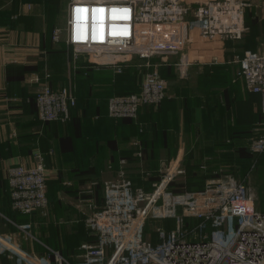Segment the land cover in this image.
<instances>
[{
	"label": "crops",
	"instance_id": "1",
	"mask_svg": "<svg viewBox=\"0 0 264 264\" xmlns=\"http://www.w3.org/2000/svg\"><path fill=\"white\" fill-rule=\"evenodd\" d=\"M203 1L184 0L190 6ZM246 1L252 3L245 13L247 30L241 39L233 41L203 39L199 25L191 23L190 14L187 34L192 41L186 50L195 64L189 68L187 77L180 78L174 66L178 55L153 57L152 63H162L159 70L167 82L165 99L158 105L141 106L135 119H115L108 114L109 92L113 88L127 92L139 90L140 83L134 73H124L139 68L138 57L127 62L122 72L104 64L109 60L107 57L100 58L99 64H89L83 56L73 61L65 30L60 31L59 39L55 38L59 27H66L69 0H0L2 231H11L28 252L44 255L52 250L51 264H57L55 252L75 263L82 257L81 244L96 242L82 213L77 212L84 209L83 201L80 204L74 200L82 187L86 186L93 194V200L87 201L88 209H98L104 202L105 179L116 180L124 174L143 186L145 177L154 180L163 160L169 162L178 157L185 173L172 182L174 191H200L209 179L224 170L233 172L239 179L249 174L247 181L254 175L255 184H262L259 201L256 202L254 195V206L256 210L263 208L264 153L255 157L250 148L255 128L264 119L263 98L247 89L244 79L237 75L234 58L247 50L264 51L261 11L264 0ZM59 4L67 7L66 16L59 15ZM55 63L62 69L59 73L62 77L56 78ZM83 70L92 73L87 81L78 79V72ZM47 73L51 76L47 77ZM33 75H38L40 80L32 82ZM70 82L74 83L77 96L70 120L41 121L37 92L46 84L59 89ZM138 149L145 153L142 161L136 156ZM36 152L45 159L49 171L48 195L49 198L51 193L54 195L50 201L57 213L52 221H46L39 211L25 213L27 217L18 221L21 212L11 205L6 171L11 164L32 165ZM67 210L75 212L70 220L63 217ZM7 219L13 225L5 223ZM185 220L186 224L191 222L189 218ZM25 222L32 224L35 238H22L17 225ZM160 227L172 230L175 221L149 218L144 226L145 238L153 244L159 243ZM0 264L17 263L0 254Z\"/></svg>",
	"mask_w": 264,
	"mask_h": 264
},
{
	"label": "built area",
	"instance_id": "2",
	"mask_svg": "<svg viewBox=\"0 0 264 264\" xmlns=\"http://www.w3.org/2000/svg\"><path fill=\"white\" fill-rule=\"evenodd\" d=\"M251 4L246 0H205L195 6L184 0H69L66 42L73 61L83 56L87 63L99 64L97 58L107 57L103 63L117 72L135 56L147 60L152 70L144 73L140 91L113 95L108 102L110 117L135 119L141 106L158 105L167 95V82L159 70L162 63L152 64L153 57L178 55L174 66L182 79L195 64L186 50L192 41L187 34L190 14L203 39L233 41L247 30L245 13ZM261 11L264 18V3ZM234 62L247 89L262 95L264 112V51L247 50ZM39 80L38 75L31 77L32 82ZM76 103L73 82L59 89L46 84L36 95L43 122L69 121ZM250 148L256 156L264 153V119L255 128ZM34 157L32 165L20 163L7 169L11 205L21 213L45 215L49 171L40 152ZM160 173L151 192L137 188L124 174L107 182L102 211L91 223L96 242L82 243V257L75 263L55 252L57 264H264V212L255 209L249 174L239 179L222 173L200 191L176 192L171 184L185 173L180 158L164 165ZM147 218H172L175 228H158L160 242L153 244L144 235ZM31 228V223L19 226L26 239L34 238ZM0 253L16 256L17 264H51L52 250L44 255L25 252L1 235Z\"/></svg>",
	"mask_w": 264,
	"mask_h": 264
},
{
	"label": "rangeland",
	"instance_id": "3",
	"mask_svg": "<svg viewBox=\"0 0 264 264\" xmlns=\"http://www.w3.org/2000/svg\"><path fill=\"white\" fill-rule=\"evenodd\" d=\"M59 6V15L61 16V15H64V16H66V13H67V10H66V8H62V5L61 4H59L58 5ZM64 26V25H63ZM59 29L60 30H65V26L64 27H59ZM64 33V32H63ZM60 38V37H59ZM58 38V39H59ZM82 57V56H81ZM136 57H138V62H137V64H139V68H140V72H136V74L138 73V75H139V79L137 78V80H139V83H140V87H141V85H142V82H143V79H144V73H146V72H149V70H152V69H150V68H148L147 67V61H144L142 58H140L139 56H136ZM117 58H125V56L124 55H118L117 56ZM98 60L100 59V58H97ZM156 62H153L152 64H155ZM138 68V69H139ZM133 86V84L131 83L130 84V87H132ZM70 117H71V114H70ZM136 156L138 157V158H141V161H142V159H145L146 158V156H145V153H144V151L143 150H137L136 151ZM34 159H35V157H34ZM122 162H125V160L124 161H122ZM170 162V161H169ZM169 162H167V161H165V160H163L162 162H161V164H160V167H159V171L163 168V166L164 165H168L169 164ZM46 163V162H45ZM18 164H20V163H18ZM18 164H11L10 166H12V165H18ZM24 164V163H23ZM182 165V164H181ZM9 166V167H10ZM8 167V168H9ZM183 167V166H182ZM7 168V169H8ZM6 174H7V171H6ZM149 174L150 173H147V175L146 176H149ZM128 177V176H127ZM128 178H130V177H128ZM177 178V177H176ZM131 179V178H130ZM149 179L150 178H148V179H146V177L144 178V182H145V184L142 186V185H139V184H137V188H142V189H144V190H146L147 189V184L149 185ZM249 179H250V176H249ZM249 179H248V188H249V190L251 191V193H252V195H253V197H254V195H255V197H256V202H257V200L259 201V191H260V186L262 185V184H259V185H257V183L255 184V177H254V175H252L251 176V179H250V183H249ZM114 179H105L104 181H103V186L105 187V184L107 183V182H111V181H113ZM117 180V179H116ZM132 180V179H131ZM133 181V180H132ZM48 183H49V179H48ZM67 186H69L70 184H68V183H66V181L64 182ZM95 183H96V181H95ZM134 183V182H133ZM155 183V182H154ZM261 183V182H260ZM99 184H100V182H99ZM93 185V184H92ZM95 185V184H94ZM135 185V184H134ZM136 186V185H135ZM206 186V185H205ZM205 188V187H204ZM48 189H49V185H48V188H47V197H48V210H46V214L45 215H43V216H45V219H46V221H52L53 219H54V216H56L55 214L57 213V210H55L54 208H53V206H52V203H51V201H50V198H49V196H48ZM146 192H151V191H148V190H146ZM258 193V194H257ZM262 193V192H261ZM258 196V197H257ZM10 197H11V193H10ZM63 201H65L66 200V197H65V194H62V198H61ZM93 200V194L92 193H90V191H89V188H87L86 186H84V187H82V189L79 191V193H77V195H75V198H74V200H75V202L76 203H80V201L82 202H84L81 206L84 208V209H82V210H78L77 212H80V213H82L81 215L83 216V219H85V224H86V227L89 229V231L90 232H92V233H94V228H93V226H92V220L93 219H95V217H96V214H98L99 212H101L102 210H101V208L103 207V205L100 207V208H98V209H88V206H89V204H88V202L87 201H89V200ZM255 199V198H254ZM81 204V203H80ZM77 205H79V204H77ZM87 206V208H86V206ZM260 210H264V207L263 208H260ZM65 215H63V217H64V219H68V220H70L73 216H74V214H75V212H72L71 213V211H65ZM1 217V216H0ZM4 218V217H3ZM148 219L149 218H147L146 219V222L148 221ZM64 221V220H63ZM0 222H1V220H0ZM5 223H7L8 225H13L8 219H7V221L5 220ZM27 222H25V223H19L18 225L20 226V225H22V224H26ZM65 224V227H67V225H68V222L67 223H64ZM17 225V226H18ZM19 226H18V228H19ZM45 228H47V225H45ZM20 230V229H19ZM20 232H21V236H22V238L23 239H26L25 237H26V234L24 233V232H22L21 230H20ZM30 233H31V235L35 238L36 237V235L34 234V232H33V228H31L30 229ZM0 235L1 236H3V237H9V238H11L12 240H13V242L15 243V245L18 247V248H20V249H22V250H24L25 252L27 251L26 249H24L23 247H22V245H21V243H20V241L13 235V233L11 232V231H8V232H4V231H2V223H0ZM96 236V235H95ZM27 240H30V237L27 239ZM92 244H94V243H92ZM28 252V251H27ZM31 253V252H30ZM0 254H2V253H0ZM7 256H9V257H11V254H8L7 253ZM11 259H17L16 258V256H14V258L13 257H11ZM16 263H17V261H16Z\"/></svg>",
	"mask_w": 264,
	"mask_h": 264
},
{
	"label": "trees",
	"instance_id": "4",
	"mask_svg": "<svg viewBox=\"0 0 264 264\" xmlns=\"http://www.w3.org/2000/svg\"><path fill=\"white\" fill-rule=\"evenodd\" d=\"M59 59V58H58ZM54 73H55V75H56V78H59V77H62V76H60L59 75V73H61L62 72V69H60V67H58V65H56V63L54 64ZM130 72H133L134 73V75H135V77L136 78H138L139 79V75H138V73L136 74V72H140V68L138 69H136V68H134V69H129V70H126L124 73H130ZM91 72L89 73V70H86V71H82V72H78V79L80 78V77H82L85 81H87V80H89V78L91 77ZM131 77V76H130ZM53 88L54 89H57L55 86H53ZM137 89V88H136ZM140 89H141V87L139 86V90L138 91H135V92H127V91H124V90H119V88L118 89H111L110 90V92H109V94H110V97L111 96H113V95H127V94H131V93H137V92H139L140 91ZM76 94V93H75ZM77 97V96H76ZM109 97V98H110ZM73 108V107H72ZM254 154V153H253ZM255 155V154H254ZM255 157H257L256 155H255ZM223 174H231V175H233L234 177H236L235 176V174L233 173V172H230V171H228V170H224L223 171ZM150 176V175H149ZM148 178H150L149 179V186L147 187V189L146 190H148V191H152L153 189H154V187H153V183L154 182H158L160 179H161V173H160V171H157L156 172V177H154V180H152L151 179V177H148ZM236 178H238V177H236ZM134 182V181H133ZM134 184H135V182H134ZM48 185H49V183H48ZM136 185V184H135ZM137 186V185H136ZM48 193H49V189H48ZM49 196V195H48ZM53 196L54 195H52V193L50 194V199H51V197L53 198ZM104 203V202H103ZM27 215V214H26ZM25 215V213H21V214H19V215H17V220L18 221H20V220H22V219H25V217H27Z\"/></svg>",
	"mask_w": 264,
	"mask_h": 264
}]
</instances>
